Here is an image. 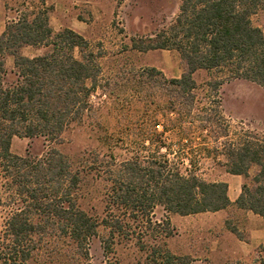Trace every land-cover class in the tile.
Listing matches in <instances>:
<instances>
[{"label":"trees","instance_id":"1","mask_svg":"<svg viewBox=\"0 0 264 264\" xmlns=\"http://www.w3.org/2000/svg\"><path fill=\"white\" fill-rule=\"evenodd\" d=\"M28 3L24 0L25 11L0 36V169L7 180L9 200H15L10 205L17 203L5 222L0 264L52 263L41 257L42 241L51 235L69 248L60 252L59 259L64 264H79L88 257L89 240L102 225L110 229L104 238L109 252L116 234H130L127 217L154 222L164 237L173 230L168 218L153 221L152 212L158 206L183 216L230 207L229 184L206 177L202 155L213 158L227 173L245 178L234 204L264 218V136L228 139L229 126L220 106L202 105L194 77L200 69L217 70L227 79H246L264 88V32L252 18L264 8V0H181L179 14L167 28L148 38L133 39L132 47L141 52L177 50L187 71L169 78L156 67H144L117 79L103 75L101 55L86 37L70 28L54 31L44 1L33 10ZM26 45L45 46L48 51L28 57L21 52ZM6 55L14 57L18 75L12 84L5 81ZM222 83L208 85L217 91ZM96 95L97 102L92 100ZM102 96L113 104L159 101L156 111L147 113V127L144 122L130 125L126 136L138 150L120 163L113 162L109 212L101 219L79 204L85 176L95 168L100 171L97 156L94 162L86 153L72 160L56 148L42 156L19 155L11 145L15 136L59 140L73 123L102 108ZM101 163L111 164L104 159ZM254 166L258 171L252 176ZM227 225L243 237L228 220ZM150 249L154 264L192 262L190 256L179 257L160 242ZM71 251L79 255L70 258Z\"/></svg>","mask_w":264,"mask_h":264},{"label":"rangeland","instance_id":"2","mask_svg":"<svg viewBox=\"0 0 264 264\" xmlns=\"http://www.w3.org/2000/svg\"><path fill=\"white\" fill-rule=\"evenodd\" d=\"M43 1L50 8V25L54 31L70 28L86 37L95 52L101 55L103 75L107 77L115 79L129 77L144 67H156L167 77L173 78L180 77L188 69L177 50L154 49L141 52L132 47L133 39L148 38L160 29L167 28L179 14L181 0H124L122 3L118 0H29L30 4L26 6L32 5L30 9L33 10L34 7H42ZM24 11V0H0V25L5 21L9 23ZM252 18L254 24L264 32V8L259 9ZM47 51L48 48L45 46L26 45L21 49L23 55L28 57L41 55ZM5 66L8 72L5 81L12 84L18 79L12 55H6ZM194 77L199 85L197 94L202 105L211 108L220 106L225 124L229 126L228 139L242 135L264 136V88L260 84L246 79H227L224 73L217 70L200 69L194 73ZM220 80L223 83L219 85L217 91L208 85L211 81ZM92 100L99 101L98 95L93 96ZM102 100H105L102 108H95L92 113L85 115L82 121L73 123L57 141L51 142L41 136L34 138L15 136L11 145L12 152L19 155L42 156L48 149L56 148L72 160L86 153L94 162L93 158L97 156V168H100V171L95 168L91 174L85 176L79 204L90 214L101 219L109 212L107 204L109 172L113 162L120 163L138 150V146L131 143V139L126 136L131 129L130 125L137 122L141 125L144 122V126L147 127V113L156 111L159 101L155 98L150 104L141 101L113 104L112 100L106 99L105 96H102ZM148 119L150 121V117ZM159 128L161 130L162 126ZM129 137L132 138V134H129ZM102 159L109 161L110 167L106 163L102 164ZM201 162L202 170L210 180H218L226 172L211 157L202 155ZM257 171L258 167L254 166L251 175ZM6 183L7 180L0 169V242L8 214L17 205V203L10 205L15 200H9ZM214 216L211 214L183 216L167 213L158 206L151 217L157 222L170 219L173 230L171 236L162 237L155 229L154 222L148 223L142 218L135 221L134 217H127L126 222L131 226L128 229L130 234L125 237L116 234L109 252L104 247V238L109 236L110 229L102 225L98 234L89 240L88 257H84L78 263L107 264L111 261L114 264H154L150 246L160 242L179 257L190 256L192 259L190 264H220L204 256L205 248H209V237L214 236L209 225L213 221H219V217ZM226 218L232 225L241 228V233L246 236L247 232L243 228L244 217L238 214L235 206L231 205L227 209ZM42 245L41 249L44 252L41 257L49 258L52 262L50 264H64L59 259V254L69 248L63 245L62 240L51 235L45 237ZM260 249L259 252L262 251L263 254L257 253L255 261L264 264V247ZM69 255L75 259L74 256L79 254L71 251ZM35 261L34 264L42 263L40 260ZM222 264L247 263L228 260Z\"/></svg>","mask_w":264,"mask_h":264},{"label":"crops","instance_id":"3","mask_svg":"<svg viewBox=\"0 0 264 264\" xmlns=\"http://www.w3.org/2000/svg\"><path fill=\"white\" fill-rule=\"evenodd\" d=\"M7 24L8 22L5 21L3 25H0V35L5 31ZM218 180L225 181L229 184V196L233 202L232 206L236 207L234 202L242 191L245 178L242 175L225 172ZM228 208L216 212L198 213L211 214L215 215L214 217H219V221H213L209 225L212 228L211 232L214 236L209 237V248H205L204 256L220 264L228 260L245 262L247 264H259V261L255 260H257V253L263 254L259 250H261V247H264V218L251 210H243L236 207L238 214L244 217L243 228L247 232L246 236L243 235L241 238L232 232L227 225L226 217ZM238 229L241 232V228Z\"/></svg>","mask_w":264,"mask_h":264}]
</instances>
